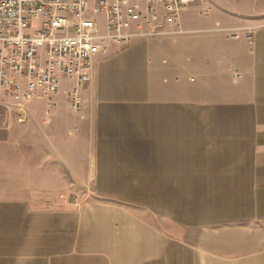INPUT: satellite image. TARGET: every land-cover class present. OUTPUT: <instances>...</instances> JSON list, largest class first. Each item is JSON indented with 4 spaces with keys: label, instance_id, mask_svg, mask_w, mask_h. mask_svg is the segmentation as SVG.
<instances>
[{
    "label": "crops",
    "instance_id": "1",
    "mask_svg": "<svg viewBox=\"0 0 264 264\" xmlns=\"http://www.w3.org/2000/svg\"><path fill=\"white\" fill-rule=\"evenodd\" d=\"M165 1L88 82L0 104V264H264V0Z\"/></svg>",
    "mask_w": 264,
    "mask_h": 264
},
{
    "label": "built area",
    "instance_id": "2",
    "mask_svg": "<svg viewBox=\"0 0 264 264\" xmlns=\"http://www.w3.org/2000/svg\"><path fill=\"white\" fill-rule=\"evenodd\" d=\"M129 1L0 0V104H23L39 90L54 94L62 76L79 86L90 80L91 57L97 50L159 34V13L151 7L152 0H145L144 12L138 7L141 0L128 5ZM194 1H165L166 22L174 24L178 11ZM32 20L36 27H31ZM132 23L137 32L128 29ZM67 103L79 110L76 88L67 95ZM70 202L75 205L77 199Z\"/></svg>",
    "mask_w": 264,
    "mask_h": 264
},
{
    "label": "rangeland",
    "instance_id": "3",
    "mask_svg": "<svg viewBox=\"0 0 264 264\" xmlns=\"http://www.w3.org/2000/svg\"><path fill=\"white\" fill-rule=\"evenodd\" d=\"M101 18V16H99ZM38 23L36 21H31V27H36ZM44 94V92H42ZM42 95V94H41ZM45 95V94H44ZM42 95V96H44ZM51 95V94H50ZM227 160H224L223 158H216L215 156L211 157H206L204 159L197 158L195 160H192L191 163H221V162H226Z\"/></svg>",
    "mask_w": 264,
    "mask_h": 264
}]
</instances>
